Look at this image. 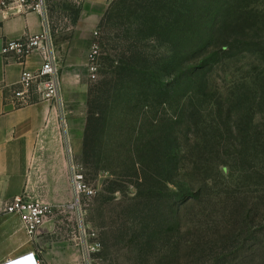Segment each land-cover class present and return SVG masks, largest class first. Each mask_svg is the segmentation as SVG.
Here are the masks:
<instances>
[{"label":"rangeland","instance_id":"rangeland-1","mask_svg":"<svg viewBox=\"0 0 264 264\" xmlns=\"http://www.w3.org/2000/svg\"><path fill=\"white\" fill-rule=\"evenodd\" d=\"M46 1L61 72L70 59L86 62L76 70L88 84L77 96L81 111L87 113L89 90L99 80L107 78L116 87L99 153L85 166L82 140L81 152L74 156L96 189L87 201L86 217L98 229L101 247L88 264H264V0H187L188 7L209 1L212 12H200L199 19L207 28L220 22L214 9L224 6L232 8L234 24H242L246 31L232 29L233 46L227 50H222L221 38L215 41L220 44L208 46L207 61L202 62L190 49L181 58V67L189 68V73L179 78L174 77L175 71L162 78L149 76V83L119 80L105 65L108 42L102 43L97 79L89 75L87 58L95 31L102 41L104 33L95 25L79 28L76 11L100 15L111 0ZM245 41L257 45L246 48ZM146 47L151 54L165 48L154 40L146 42ZM203 64H207L201 76L204 84L199 88L197 80L190 79V70ZM166 82L173 90L169 94L157 89ZM150 83L156 89L149 91ZM194 111L199 116L195 125L189 123ZM151 130H171L176 138L170 151L176 159L173 176L177 183L170 184L169 190L163 186L162 168L145 167L150 180L136 184L130 156ZM106 178H117L123 190L108 193L107 201L103 198L98 203L95 198ZM191 188H199L197 200L189 197ZM135 196L138 200H133ZM148 197L154 205L167 199L170 213L161 224L155 209L145 230L134 233L140 220H133L138 215L123 211L133 203L145 208ZM107 230L113 232L106 238Z\"/></svg>","mask_w":264,"mask_h":264},{"label":"crops","instance_id":"crops-1","mask_svg":"<svg viewBox=\"0 0 264 264\" xmlns=\"http://www.w3.org/2000/svg\"><path fill=\"white\" fill-rule=\"evenodd\" d=\"M96 10V7H92ZM83 11L78 27L99 26L105 13ZM43 29L37 12H0V49L7 41L17 40ZM38 53L23 61L0 55V206L25 194L52 205L72 199L71 159L81 152L87 113L81 111L78 94L88 88L79 66L69 60L62 68L61 103L37 100L18 105L13 96L19 88L24 69L38 70ZM76 96V97H74ZM40 253L45 264H81L80 249L59 236L56 219L45 223L38 240L28 234L24 219L16 213L0 214V264L30 252Z\"/></svg>","mask_w":264,"mask_h":264},{"label":"trees","instance_id":"trees-1","mask_svg":"<svg viewBox=\"0 0 264 264\" xmlns=\"http://www.w3.org/2000/svg\"><path fill=\"white\" fill-rule=\"evenodd\" d=\"M185 2L187 0H111L98 26L104 33L103 41L100 36L101 45L103 42H108L110 46L109 53L105 56L106 67L110 68L119 80L129 82L140 80L143 83H149V76L162 78L164 73L170 74L172 71L177 73L174 74V77L179 78L182 73H189V68L185 70L181 67V58L185 57L190 49L202 62L207 61L209 56H205V54L208 53V46L217 45L221 42L222 50H227L229 45L233 46L231 39L234 34L232 29L241 27L243 31H246L242 24H234L235 21L231 19V7L226 9L224 6H217L214 9V17H220L221 20L218 24L207 28L199 19L200 14L207 15L206 12H212L208 7L209 1L202 4L203 7H188ZM80 12V10L76 11L75 21H77ZM246 35H249L248 32ZM220 38L221 41L215 43ZM150 40H154L159 46L165 47L164 50L158 51L157 54L149 53L146 42L148 43ZM244 45L246 48H250L256 46L257 43L245 41ZM206 65L203 64L190 70V79L193 81L196 79L195 83L199 88H202L204 84V81L201 83V76L204 74ZM112 83L113 81L103 78L89 90L87 121L83 137V164L85 166L91 162L93 156H97L99 153L102 136L108 126V104L113 91L116 89ZM168 84L169 82L159 84L157 89L169 94L173 90H169ZM148 85L149 91L156 89V87L151 86V83ZM166 88L169 92L164 90ZM138 100L140 101L139 98ZM195 117L198 118L199 116L198 112L195 114L194 111L189 123L195 125ZM150 125L155 127L156 123L151 120ZM168 131L164 130L162 133L157 130L149 131L148 136L143 139L144 142H141V147L138 146L136 150L132 151L131 165L134 168L138 186L150 180L147 175L145 176V167L150 169L162 168L163 172L161 171V173L165 172L162 182L167 190L170 189V184L177 183L176 175L173 176L176 159L172 155L173 152L171 154L170 151L176 138L173 131ZM191 189L193 192L189 197L197 200L199 188ZM122 190L123 187L117 178H106L102 191L98 193L95 201L99 203L103 198H105L104 201H107L108 193L114 194ZM137 198L139 197L135 196L133 200H138ZM148 199L150 202L145 208H140V204L133 203L123 211L124 215L129 211H135L138 215L133 220H140V222L137 221L139 223H136L137 228L134 229V233L145 230L147 219L151 217V213L156 211L155 209L160 212L158 221L161 224H163L166 215L170 213V204L167 199H162L155 205L151 197ZM96 210L99 212L97 207ZM111 232L113 230H107L103 234L107 238ZM103 242L105 244V238Z\"/></svg>","mask_w":264,"mask_h":264},{"label":"built area","instance_id":"built-area-1","mask_svg":"<svg viewBox=\"0 0 264 264\" xmlns=\"http://www.w3.org/2000/svg\"><path fill=\"white\" fill-rule=\"evenodd\" d=\"M20 13L34 11L43 17V29L17 40L7 41L0 49V55L6 59L18 61L38 53L42 64L38 70L24 69L19 79V88L13 96L18 105L29 104L37 100L59 101L62 104L61 65L55 50L52 33L47 20L46 0H0V12ZM96 40L90 46L87 68L92 79L96 80L100 64L102 45L100 32L95 31ZM70 186L72 199L67 203L52 205L36 200L25 194L15 196L10 202L0 206V214L16 213L23 217L30 237L38 240L40 231L49 220L59 222V236L64 241L76 245L80 249L81 264H88L101 247L99 231L93 228L86 217V204L95 194L85 179L80 165L71 159ZM37 256V258L35 257ZM3 264H45L40 253L30 252Z\"/></svg>","mask_w":264,"mask_h":264},{"label":"clouds","instance_id":"clouds-1","mask_svg":"<svg viewBox=\"0 0 264 264\" xmlns=\"http://www.w3.org/2000/svg\"><path fill=\"white\" fill-rule=\"evenodd\" d=\"M35 257L37 258V256L35 255Z\"/></svg>","mask_w":264,"mask_h":264}]
</instances>
